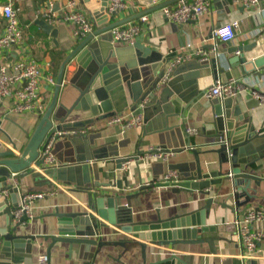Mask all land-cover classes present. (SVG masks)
<instances>
[{
    "label": "water",
    "instance_id": "obj_1",
    "mask_svg": "<svg viewBox=\"0 0 264 264\" xmlns=\"http://www.w3.org/2000/svg\"><path fill=\"white\" fill-rule=\"evenodd\" d=\"M153 1L141 2L150 5ZM81 3L98 27L117 12L105 13L107 0H81ZM35 25L45 34L56 37L57 28L45 20L38 19ZM117 25L114 22L97 28L79 40L66 56L56 80L52 102L40 117L20 156H16L13 150L0 151V191H7V196L0 198V264H34L32 253L39 236L20 234L17 231L19 226L25 225L29 218L23 215L13 222L12 212L19 207L26 193L49 191L57 183L74 185L87 196L83 211L49 214L56 218V234L44 238H50V248L55 243L68 245L63 258H60V262L65 264H75L73 246L79 247V257L90 247L98 251L104 246L106 243L101 241L99 231L108 226L129 234L132 241L143 248L149 243L154 249L163 247L169 250L170 254L157 264H188L177 247L203 243L212 246L218 239L229 238L227 232L235 231L232 222L207 223L212 205L234 212L253 197L250 183L257 185L261 180L254 165L264 159V117L260 122L255 121L254 111H243L235 95L208 99V107L201 115L203 124L196 128L194 134H189L182 124L173 123L172 119L185 117L184 113L176 111L178 101L188 106L216 80L227 82L231 79L232 69L240 66L242 78L260 75L257 70L264 67V58L247 59L244 55L246 48L238 47L232 50L235 56L226 60L228 69L220 66V56L216 51L209 52L205 59L196 57L170 62L156 50L148 34H140L128 46L114 45L109 31ZM170 26L177 30L176 24L170 23ZM201 50L207 52L205 48ZM70 61L76 64L69 82L77 96L69 107L56 106L63 71ZM246 65L251 69L247 70ZM205 68H210L208 75L200 71ZM79 112L83 113L82 118L69 120L71 115ZM136 114L142 115L143 125L138 150L133 154H120L130 139L116 137L98 142L102 134L88 130L108 118ZM182 134H185V139ZM53 135L56 136L52 152L57 164L43 168L39 151ZM191 135L202 138L201 145H213L214 148L198 150L191 146ZM148 136H151L155 148L172 149L174 152L187 148L191 153L192 161L167 166V171L177 172L176 182H161L158 176L163 171L158 173L156 170L160 163H144L140 159L146 153L139 149L141 140ZM61 147L65 148L64 157L56 152ZM207 154H216L215 169H210L211 162L202 163L200 157ZM131 162L135 173L129 167ZM148 172L149 180L143 183ZM133 174L140 193L154 187H171L175 193L185 191L188 199H195V192L206 198L188 212L167 218L157 214L153 220H135L129 203L134 195L121 193L134 186L130 180ZM15 180L17 186L14 185ZM225 183L231 186L227 198L222 201L215 199L212 193ZM196 200L191 202L196 203ZM229 200L232 205L227 203ZM206 234L216 236H203ZM243 264H264V259L258 256L247 258Z\"/></svg>",
    "mask_w": 264,
    "mask_h": 264
},
{
    "label": "crops",
    "instance_id": "obj_2",
    "mask_svg": "<svg viewBox=\"0 0 264 264\" xmlns=\"http://www.w3.org/2000/svg\"><path fill=\"white\" fill-rule=\"evenodd\" d=\"M8 0H0V4L6 3ZM13 7L17 13V18L23 32L22 45L26 49V55L32 56L40 66L42 72V81L40 93L46 109L52 102L56 80L58 78L60 68L66 56L76 46L77 40L72 34V26L67 23L57 22L53 24L57 28L55 38L45 34L35 21L43 17L39 12L43 8L51 6L52 11L59 12L65 0H11ZM142 0H127L126 8L117 11L116 14L109 16V23H118L119 26H137L140 34H148V39L156 45V50L163 56L168 58L170 62L179 59V62L196 58L197 50L205 48L207 54L216 51L220 56V66L228 69L227 58L235 56L232 52L234 48L245 47L244 55L247 59L262 56L264 58V0H260L258 5L250 10L240 6L227 4L223 0L213 1V11L200 16L197 20L186 24L177 25V30L170 26V22H166V18L160 9L152 10V8L165 4L166 0H154L150 5H144ZM77 7L88 18L91 13L77 0ZM143 14L147 15V21L141 22L139 17ZM232 21L238 22L235 38L230 42H216L212 36V29L215 26L226 24ZM5 21L0 17V33L3 31ZM98 26L95 27L100 28ZM133 43V42H132ZM129 44H118L116 46H128ZM214 47V49L212 48ZM16 50H6L0 54V62L5 60H13L16 57ZM186 55V56H185ZM209 58V57H208ZM6 62V61H5ZM247 70L251 69L250 65L245 66ZM76 70L74 61H70L63 71L62 83L57 94L56 106L63 105L69 107L75 97L77 91L71 86L70 79ZM203 75H208L210 68L200 70ZM260 75L255 74L242 78V72L239 67L231 70L232 78L238 79L243 86L242 90L236 95L237 101L242 104L243 111L253 110L257 122L264 117V104L259 103L250 96V89L254 88L260 92H264V67L257 70ZM51 77L55 84H49L48 78ZM250 86L246 88L245 86ZM208 89V88H207ZM14 104L11 96L5 97L0 105V151L13 150L16 154H20L37 128L40 117L36 113L17 114L10 111ZM208 107V98L204 93L200 94L188 106L178 101L176 111L184 113V118L172 119V122L182 124L183 128L196 129L201 126V115ZM83 113L79 112L69 117L70 119L82 118ZM90 132H100L102 139L98 142L111 140L113 138H128L131 142L128 146L120 151L121 155L133 154L138 150V139L141 134V128H132L125 132L120 131L118 125H108L106 121L97 122L88 128ZM185 139V134H182ZM192 145L198 150H210L213 145H201L202 138L191 135ZM150 147H154L151 136L144 137L141 140L139 149L146 151ZM172 150V149H169ZM57 154L64 157L65 148L57 149ZM203 164L211 162L210 169H215L217 160L216 154H207L200 157ZM192 155L189 150L183 149L180 152L175 151L168 157L165 162L157 160H142L144 163H160L156 167L158 178L168 173L167 166L181 162L192 161ZM256 174L261 178L256 185L250 183V193L253 197L240 208L245 211L251 208H257L264 211V159L255 165ZM134 172V163L129 165ZM206 168V167H205ZM209 169V168H208ZM206 169V170H208ZM134 186L130 190L121 192L122 194L134 195L130 200L132 215L135 220H153L157 214L161 218L174 216L197 208L205 196L196 195L194 198L196 203L188 199L185 191L179 193L172 192L171 187H154L152 189L138 191L137 179L133 174L131 177ZM149 180V172L143 183ZM231 186L225 183L223 187H216L212 193L215 199L225 200L230 192ZM137 194V195H136ZM86 192L76 188L74 185L65 183H57L54 190L43 199L36 200L31 207L32 217L25 223L20 225L18 232L20 234H30L39 236L36 239V245L33 248V260L36 263L40 255H47L49 264H65L60 262L63 258L67 244L55 243L51 248L50 238L45 236L56 234V218L49 215L58 211L59 213H74L86 209ZM228 204H233L231 200ZM239 208L234 212L227 208H219L212 205L207 223L225 224L232 222L238 215ZM257 228L264 232V221L256 223ZM101 241L106 244L96 251L95 247H90L87 252L78 255V246H73L72 258L75 264H157L159 260L167 257L170 253L166 248L154 249L151 244L143 248L138 242L132 241L129 234H124L113 227H102L99 231ZM229 238L218 239L214 241L212 246L208 244H197L192 246L177 247L182 251L183 256L188 264H243L244 260L240 255V247L237 240L236 232H227ZM203 236H216V234H206ZM264 259V239L258 245V252L254 257ZM253 257V258H254ZM79 259V260H78ZM172 264V263H166Z\"/></svg>",
    "mask_w": 264,
    "mask_h": 264
},
{
    "label": "built area",
    "instance_id": "obj_3",
    "mask_svg": "<svg viewBox=\"0 0 264 264\" xmlns=\"http://www.w3.org/2000/svg\"><path fill=\"white\" fill-rule=\"evenodd\" d=\"M227 4L240 6L244 9H252L256 7L260 0H223ZM127 0H107L105 13L112 11H121L126 8ZM49 8H43L39 14L47 23L53 25L57 22L67 23L72 26V34L77 40L85 38L93 33L96 24L93 18H88L77 7V0H65L62 9L59 12L52 11ZM213 0H166V3L160 8V11L170 23L186 24L197 20L200 16L212 12ZM0 17L4 19L5 26L0 33V54L6 50L15 48L16 57L13 60H5L0 62V105L5 97L11 96L14 104L10 109L11 112L17 114L36 113L41 117L46 107L41 97L40 88L42 81V72L37 61L29 55L21 44L23 40V32L20 27L17 13L13 7L12 1L8 0L4 4H0ZM141 22L147 21V15L143 14L139 17ZM238 22L232 21L226 24L215 26L212 29V36L216 42H230L235 38ZM112 35V43L129 44L134 42L139 36V28L135 25L131 26H114L109 31ZM214 49V47H212ZM214 51V50H213ZM207 52L201 49L197 50L196 57L205 59ZM177 59L174 62H179ZM168 75H166L167 78ZM48 83L54 85V80L49 77ZM243 86L238 79H229L227 82L216 80L209 87L204 95L206 98H230L237 95ZM250 89V96L259 103L264 104V92H260L254 88ZM108 125H118L121 132H125L132 128H142V115H120L108 118ZM196 129H187L189 134H194ZM57 134V133H56ZM66 134V133H60ZM43 143L44 149L39 151V158L43 159L42 167L46 168L57 164L52 152L54 137ZM16 154V152H15ZM174 154L173 150H162L160 148L150 147L146 150L141 160H157L165 162L169 156ZM20 156V154H16ZM125 168V165H124ZM14 176V175H13ZM178 180L176 171H169L162 178L161 182H176ZM17 186V181H14ZM49 191H37L26 193L19 207L12 212L13 222H17L23 215L29 219L32 217L31 207L36 200L43 199L49 195ZM7 196V191H0V198ZM264 221V211L257 208L247 209L245 211L238 210V215L233 221L238 244L240 247V255L243 259L253 258L258 252V245L264 239V232L257 228L256 223ZM35 264H49L47 255H40Z\"/></svg>",
    "mask_w": 264,
    "mask_h": 264
}]
</instances>
